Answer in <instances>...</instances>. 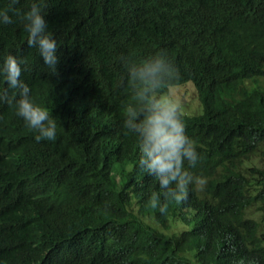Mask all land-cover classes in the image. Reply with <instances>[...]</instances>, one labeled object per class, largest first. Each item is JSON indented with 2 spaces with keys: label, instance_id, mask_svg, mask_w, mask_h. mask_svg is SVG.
Segmentation results:
<instances>
[{
  "label": "trees",
  "instance_id": "obj_1",
  "mask_svg": "<svg viewBox=\"0 0 264 264\" xmlns=\"http://www.w3.org/2000/svg\"><path fill=\"white\" fill-rule=\"evenodd\" d=\"M41 9L55 73L18 18L0 25V59L23 61L33 101L57 123L54 140L37 142L0 104V264H264V164L247 165L264 144V0H41ZM159 53L179 72L159 95L192 81L203 106L179 110L198 153L183 164L191 179L179 202L141 166L122 124L138 104L127 66ZM177 221L187 228L163 233Z\"/></svg>",
  "mask_w": 264,
  "mask_h": 264
},
{
  "label": "clouds",
  "instance_id": "obj_2",
  "mask_svg": "<svg viewBox=\"0 0 264 264\" xmlns=\"http://www.w3.org/2000/svg\"><path fill=\"white\" fill-rule=\"evenodd\" d=\"M18 2L8 0L7 7H0V25L11 24L13 17L18 18L27 33V45L35 47L43 63L55 73L57 43L48 31L41 0H31L26 9L15 7ZM22 64L14 55L0 59V81L6 82V87H0V104L13 107L15 114L34 131L35 141L54 140L57 123L46 108L33 101L29 85L21 78ZM127 75L139 83L138 104L126 106L123 127L137 139L141 166L167 190L166 198L179 202L186 198L185 188L191 179L183 164L185 161L195 164L198 153L185 133L179 105L170 97L159 95L169 82L179 77L178 69L167 61L165 54L159 53L143 64H129ZM10 89L18 90V96H10ZM159 207L164 212L166 205Z\"/></svg>",
  "mask_w": 264,
  "mask_h": 264
},
{
  "label": "rangeland",
  "instance_id": "obj_3",
  "mask_svg": "<svg viewBox=\"0 0 264 264\" xmlns=\"http://www.w3.org/2000/svg\"><path fill=\"white\" fill-rule=\"evenodd\" d=\"M161 96L170 97L178 105L179 110L187 114H199L203 112V106L199 101L198 92L192 81H187L182 84L174 85L170 87L169 93L160 94ZM264 150V144L261 146L260 151L248 162L247 165H262L264 164V154L261 152ZM154 227L156 225L148 220ZM172 222V221H171ZM162 229V227H159ZM187 226L181 222L177 221L172 223L171 227L168 229H163V233L172 234L176 231L186 229ZM262 231H264V223H262Z\"/></svg>",
  "mask_w": 264,
  "mask_h": 264
}]
</instances>
